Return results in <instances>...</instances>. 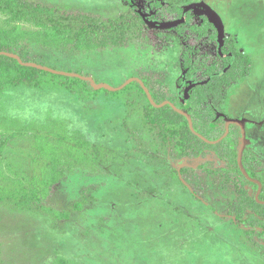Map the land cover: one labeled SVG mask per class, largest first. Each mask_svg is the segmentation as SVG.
Listing matches in <instances>:
<instances>
[{"label": "rangeland", "instance_id": "374dc122", "mask_svg": "<svg viewBox=\"0 0 264 264\" xmlns=\"http://www.w3.org/2000/svg\"><path fill=\"white\" fill-rule=\"evenodd\" d=\"M14 1L56 17L113 21L123 29L92 35L86 46L71 32L0 13V52L113 88L138 78L166 101L179 98L185 109L195 83L190 74L201 70L202 59L221 54L238 62L239 54L247 55L250 73L225 87L223 103L213 106L226 118L250 120L245 152L264 164V0ZM176 6L184 15L192 11L194 22L207 13L223 26L219 42L192 46L190 68L183 54L195 37L179 35L184 18L155 21L156 11L164 15ZM46 73L38 87L25 82L0 90V141L6 140L0 154V264H264L261 228L243 223L247 214L239 221L235 188L217 174L219 168L211 171L221 166L210 164L218 163L216 152L180 157L173 137L163 130V138L149 124V100L138 82L113 92ZM43 134L86 140L115 154L97 167H63L61 180L42 198L29 181L47 174L35 159L50 148L37 146L35 136ZM15 181L30 199H13L20 192L5 185ZM247 189L256 196L252 185Z\"/></svg>", "mask_w": 264, "mask_h": 264}, {"label": "trees", "instance_id": "16d2710c", "mask_svg": "<svg viewBox=\"0 0 264 264\" xmlns=\"http://www.w3.org/2000/svg\"><path fill=\"white\" fill-rule=\"evenodd\" d=\"M168 10V13L161 16V19L164 21L182 18L183 10L179 7L169 8ZM0 13L8 15L10 19L13 20L23 19L27 22L34 23V25L54 28L66 34L68 31L70 36L73 34V39L75 41L82 42V44L86 46L89 43V37L92 35L104 34L106 36L107 33L113 34L123 29L121 28L122 26H118L117 23H113V21H104L95 24L93 22L80 21L77 18L56 17L46 12L38 11V9L27 4L16 3L14 0H0ZM187 19L189 22L191 21L189 17ZM204 20L205 22L203 24L192 25L190 30H193V36L197 42L207 41L211 44V42L215 41L217 29L210 21L207 19ZM178 30H182V28L179 27ZM187 52L188 50L184 53L183 57L186 61L185 67L190 68L191 62L190 60H186ZM20 58L26 63L29 62L23 55L20 56ZM207 58V63L204 59L199 62V68L201 70L197 73L194 72V74H190V77L194 78L196 83L194 86H191V89L188 91L187 112L192 116L195 130L199 134L210 141H218L226 134V118L218 114L213 105L223 103L225 87H230L231 83L236 82L239 78L246 77L250 73L251 61L245 54L238 55V62L237 59L236 61L235 59L231 61L230 56L226 58L221 54L216 56L208 55ZM193 70H196V68H193ZM46 75L47 73L41 70L20 65L15 59L0 56V90L3 87L5 89L15 87L14 85H23L25 82L29 85L38 87L42 81L40 77ZM53 77L64 78L66 82H70L71 84L84 83L88 86L87 83L79 79L59 76ZM204 80L209 81L207 84L203 85L202 82ZM150 91L156 103L163 104L166 102L164 98L159 96V92L153 91L152 88H150ZM1 93L3 92L0 91V94ZM171 102L178 108L184 109L179 98L171 99ZM146 112L149 124H154L161 129L162 132L164 130L169 136L173 137L170 138L167 136L172 143L174 142L176 151L179 153L178 155L180 157L185 156L193 159L197 157L204 158V156L210 154L209 152H216V158L219 159L217 161L218 163L215 164L211 162L210 164L216 167L220 163L221 166L212 168L211 171L217 173V169L219 168L220 173L217 174L224 178L226 184L235 188L237 197L233 204V208L239 213V221H243V217L241 216L247 214L248 221L246 220L243 223L250 228H261L260 236L264 239V204L258 203L256 198L250 195L249 189H247L249 185H252L257 191L258 187L244 178L238 166L239 150L242 143L240 128L236 125H231L228 136L220 143L211 145L194 135L190 130L187 118L175 112L170 106L158 109L154 108L149 102L146 107ZM160 135L166 138L164 132ZM14 136L16 137V134H13L9 139ZM35 139L40 150L42 147L50 146V148H47L49 151L44 150L41 157L35 158L36 161L44 163L42 169H46L48 175L43 174L44 176H36L29 181L33 189L36 188L37 190L43 191V193H41L42 198L51 193L50 189H52V186L61 180L62 174L60 171H62L63 167L69 171L77 168L81 169V167L85 168L87 165L95 167L96 165L112 160L115 154L113 151L104 149L86 140L77 142L74 138L66 135L58 134L57 137L52 140L50 137H46L43 134V136L36 135ZM50 139L52 142H50ZM5 145L6 140L4 142L0 141V154L3 153ZM243 162L249 175L264 183V164L247 152L244 154ZM6 164L7 167L12 168V166L9 165L10 160H7ZM260 167H263L261 172L259 170ZM16 173L19 174L18 172ZM3 181L4 178L1 181L2 184ZM17 183L20 182L17 181ZM9 184L10 183L5 185V187L11 189L13 188L11 187L13 184L16 185L15 190H10L12 194L20 192L19 196L12 195L14 196L13 199L18 201V203H23L26 199H30L26 187L17 188L18 185L16 181L11 182L10 187ZM40 191L33 196L36 201L39 199L38 194ZM19 197L22 202L19 201ZM260 200L264 202V189L260 196ZM21 209L25 208H20L17 211Z\"/></svg>", "mask_w": 264, "mask_h": 264}, {"label": "water", "instance_id": "95a60500", "mask_svg": "<svg viewBox=\"0 0 264 264\" xmlns=\"http://www.w3.org/2000/svg\"><path fill=\"white\" fill-rule=\"evenodd\" d=\"M208 15L210 16L211 21L213 23H215L218 28H219V26L222 28V25H219L216 22V20L213 17H211L210 14H208ZM0 56H6V57H9V58L15 59L16 61L19 62L20 65L25 66V67L35 68V69H38V70H41V71H44V72H48V73H51V74H54V75L81 79L83 81L89 82L96 90L109 89V90H111L113 92H117V91L122 90L123 88H126L128 85H130V84H132L134 82H138L142 86L144 92L146 93V95L148 97V100H149L150 104L154 108L160 109V108H164L166 106H170L175 112H177L178 114H180V115H182V116L187 118V120L189 122V125H190V130L192 131V133L194 135H196L197 137H199L200 139H202L207 144L215 145V144L220 143L221 141H223L228 136V134L230 132V126L231 125L238 126L241 129V132H242V143H241V147H240V151H239L238 166H239V169H240L242 175L244 176V178L247 181L258 185L259 191H258V194L256 196V199H257V201L259 203H262L260 201V199H259V196L261 194V191H262V188H263V184L260 181H257V180H254L253 178H251V176L249 175V173L245 169L244 162H243L244 152L246 150L247 136H246V128H245V125H244V123L242 121L236 120V119H229V118H226L224 115H222L223 117L226 118V128H227L226 134L218 141H210L209 139H207L203 135L199 134L195 130V126H194V122H193L192 116L188 112H186L184 110H181L180 108H178L176 105H174L172 102H169V101H166L163 104L156 103V101L154 100V98L152 96V93L150 92L148 87L145 85V83L141 79L132 78V79L128 80L120 88H113V87L108 86L106 84H101V85L97 84L92 77H86V76H82L80 74H75V73L61 72V71H57V70H54V69H51V68H48V67H44V66L39 65V64H35V63H26L18 55H15V54H10V53H6V52H0Z\"/></svg>", "mask_w": 264, "mask_h": 264}, {"label": "flooded vegetation", "instance_id": "af4514ba", "mask_svg": "<svg viewBox=\"0 0 264 264\" xmlns=\"http://www.w3.org/2000/svg\"><path fill=\"white\" fill-rule=\"evenodd\" d=\"M176 7H179V6H176ZM180 8V7H179ZM180 9H182V8H180ZM183 10V9H182ZM184 13H185V11L183 10V14H182V18L181 19H177V18H175V19H170V20H168V21H164L163 19H161V16H162V14L160 13L158 16H157V11H156V15H155V21L157 22V23H164V24H166V23H169V22H176V21H181L183 18H184V23H182V25H179V27H181L182 28V30H179L178 32H179V35H181L182 37H189V36H191V34H192V36H193V30H190V27H192V25H195V24H203L204 22H205V20L204 19H207L208 21H210V23H212L214 26H215V28L217 29L216 30V38H215V41H213V42H211V45H213V44H215L216 43V41H218L219 42V38L217 37V36H219V33H220V30H219V28L217 27V25L215 24V23H213L212 21H211V18H210V16L207 14V13H204L203 15L204 16H202L201 18V22L199 23V22H194V15H191V14H194L192 11H190V14H187V15H184ZM187 13H189V12H187ZM188 16H190L189 17V19H191V21L189 22L188 21ZM174 18V17H173ZM178 27V28H179ZM177 28V29H178ZM222 28H223V26H222ZM194 42H192V43H188L187 42V45H188V48L186 49V51L188 50V52H187V58H188V60H189V56H190V54L192 53V52H194V48L192 47V46H197V45H199L201 42H203V41H199V44L197 43V41H196V39H194L193 40ZM188 53H189V55H188ZM195 53V52H194ZM184 55V54H183ZM190 60L191 61H193L194 62V60L192 59V58H190ZM207 81H209V80H207ZM144 82V81H143ZM205 82V81H204ZM204 82H202V84L204 85V84H206V83H204ZM196 83V82H195ZM195 83L194 84H192V85H189L190 87L191 86H194L195 85ZM146 85V84H145ZM147 86V85H146ZM148 87V86H147ZM149 89V88H148ZM150 90V89H149ZM151 92V91H150ZM169 102H171V101H169ZM173 103V102H172ZM174 104V103H173ZM175 105V104H174ZM184 107H185V105H183ZM182 110V109H181ZM184 111H186L187 112V109H183ZM245 125V124H244ZM246 128V127H245ZM241 130V129H240ZM247 133V132H246ZM241 136H242V132H241ZM246 136H247V134H246ZM240 151V150H239ZM246 151V150H245ZM244 154H245V152H244ZM244 159V158H243ZM258 159V158H257ZM259 160V159H258ZM260 162H261V160H259ZM252 178V177H251ZM254 179V178H253ZM254 180H256V179H254ZM257 181H259V180H257ZM261 182V181H260ZM251 184H253V185H256L257 187H258V185L257 184H254V183H252V182H250ZM262 184H263V188H262V191H263V189H264V183L263 182H261ZM258 191H259V187H258V189H257V191H256V196H257V194H258ZM262 191H261V194H262ZM261 194H260V196H261ZM256 196H255V198H256ZM260 196H259V199H260ZM256 201H257V199H256ZM261 201V200H260ZM258 202V201H257ZM262 203H260V204H264V202L263 201H261ZM259 203V202H258Z\"/></svg>", "mask_w": 264, "mask_h": 264}, {"label": "crops", "instance_id": "0c3cea01", "mask_svg": "<svg viewBox=\"0 0 264 264\" xmlns=\"http://www.w3.org/2000/svg\"><path fill=\"white\" fill-rule=\"evenodd\" d=\"M214 19H216L215 17H213ZM216 22L218 23V24H220V21H218V20H216ZM242 118V117H241ZM241 120H243L242 122L245 124V127H246V134H247V136H248V134H249V132L251 131L250 129H252V128H250V125H248V123L247 122H250V120H245V118H242Z\"/></svg>", "mask_w": 264, "mask_h": 264}, {"label": "bare ground", "instance_id": "6f19581e", "mask_svg": "<svg viewBox=\"0 0 264 264\" xmlns=\"http://www.w3.org/2000/svg\"><path fill=\"white\" fill-rule=\"evenodd\" d=\"M214 22H215V21H214ZM219 29L222 30L220 26H219Z\"/></svg>", "mask_w": 264, "mask_h": 264}]
</instances>
